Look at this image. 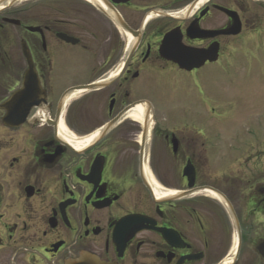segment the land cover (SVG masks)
Returning a JSON list of instances; mask_svg holds the SVG:
<instances>
[{
    "label": "flooded vegetation",
    "instance_id": "obj_1",
    "mask_svg": "<svg viewBox=\"0 0 264 264\" xmlns=\"http://www.w3.org/2000/svg\"><path fill=\"white\" fill-rule=\"evenodd\" d=\"M257 62L264 0H0V264H264Z\"/></svg>",
    "mask_w": 264,
    "mask_h": 264
},
{
    "label": "rangeland",
    "instance_id": "obj_2",
    "mask_svg": "<svg viewBox=\"0 0 264 264\" xmlns=\"http://www.w3.org/2000/svg\"><path fill=\"white\" fill-rule=\"evenodd\" d=\"M246 66H239L236 85L233 86L226 77L221 79L220 91L230 95L221 103L222 114L232 115L230 110H234L236 105L235 119L226 118L221 128L233 131L237 136H258L259 133L264 134V63L257 62L248 69V73ZM163 99L158 101V115L168 114ZM254 145L257 146L256 140Z\"/></svg>",
    "mask_w": 264,
    "mask_h": 264
},
{
    "label": "water",
    "instance_id": "obj_3",
    "mask_svg": "<svg viewBox=\"0 0 264 264\" xmlns=\"http://www.w3.org/2000/svg\"><path fill=\"white\" fill-rule=\"evenodd\" d=\"M170 38H171V35L166 36L163 41L162 46H166ZM88 88H91V86L81 87V88H78V90H87ZM19 90H39V87L36 81L34 83H31L27 80L23 83L21 89ZM66 264H106V263L102 262L97 257L91 256L89 254H83L79 259L68 261Z\"/></svg>",
    "mask_w": 264,
    "mask_h": 264
}]
</instances>
